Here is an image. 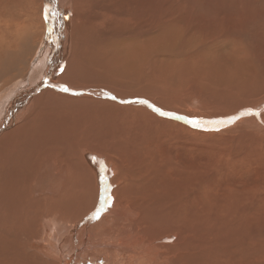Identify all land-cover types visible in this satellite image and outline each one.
Instances as JSON below:
<instances>
[{
	"label": "bare ground",
	"instance_id": "1",
	"mask_svg": "<svg viewBox=\"0 0 264 264\" xmlns=\"http://www.w3.org/2000/svg\"><path fill=\"white\" fill-rule=\"evenodd\" d=\"M175 1L184 12L167 13V0L43 1V54L0 105V264H264V228L251 222L261 203H247L264 181L239 180L230 161L204 174L209 161L179 144L186 133L211 137L250 124L244 142L257 134L264 150V51L246 38L264 16L232 29L224 21L251 12L255 0H228L229 12L210 0ZM21 7L27 20H16L34 21V4ZM3 16L0 103L28 48L23 28ZM225 63L226 73L216 71ZM148 89L157 102L143 98ZM183 90L192 96L181 105ZM207 103L222 111L208 116L225 117L193 118ZM45 105L70 115L47 118ZM229 149L236 161L239 148ZM245 230L254 232L225 242Z\"/></svg>",
	"mask_w": 264,
	"mask_h": 264
},
{
	"label": "rangeland",
	"instance_id": "2",
	"mask_svg": "<svg viewBox=\"0 0 264 264\" xmlns=\"http://www.w3.org/2000/svg\"><path fill=\"white\" fill-rule=\"evenodd\" d=\"M12 1H14V0H0V11H1V13H4L5 14V16H3V19H2V21H4V20H11V19H14L15 21V24L16 25H18L17 27L18 28H20V27H22L23 28V32H22V35H24V37L23 36H21V38L22 39H24V42H27V45H28V48L27 47H24L23 48V54H25V62H24V66L23 67H20V65H18V67L16 68V69H14L13 71H12V73L14 74V77H15V79H17V81L14 83V84H12L11 86H13V85H15V87L13 88L12 87V89L11 90H9V91H7V93L3 96V100L1 101V103H0V105H6L7 103H8V101H10V100H12L14 97H15V95H16V93L19 91V89L24 85V84H26L27 83V81H29V79H30V75H23L24 73V70L26 71L27 70V65L28 64H30L31 63V61H32V59L35 57V55L36 54H38V55H36V56H39V55H41V54H43V53H41V52H39L38 53V51H39V49L40 48H38V47H40L42 44L40 43V41L42 40V41H44V35L45 34H47V28H48V26H46V25H48V22H47V20H44L45 18L43 17V15H44V12H45V4H44V0H23V2L22 3H19L18 4V6L16 7L15 6V4H13L12 3ZM15 1H22V0H15ZM33 1V2H32ZM168 2H169V4L171 5V7L170 8H168L167 9V13H171V14H174V15H176L179 11L180 12H184V9H183V7H182V5L181 4H178L177 3V1H175V0H167ZM194 0H189V3H190V5H195V1L193 2ZM228 0H225V3L223 4L222 2H223V0H215V2H217L216 4H215V2H214V0H210V2H211V4H212V8H213V10L214 9H218V11H223V10H227V12H229V8H230V6L228 5L229 3H226ZM230 1V0H229ZM242 1V0H241ZM256 2H257V4H255V7H254V9H249L251 12H252V14H250L251 12H247V11H243V12H241V13H239V15L237 16V15H233V18H231V20L229 19L230 17H228V21H224V23L226 24H228L229 26H231V28L232 29H235L236 28V26H238V25H240L241 23H242V20H244V19H246L247 20V18H250V17H247V16H257V15H259V16H261V18H263L262 16H264V14L262 15V13L264 12V9L262 8V6L264 7V5H262V4H264V0H255ZM30 2V3H29ZM192 2V3H191ZM209 2V1H208ZM209 2V3H210ZM221 2V3H220ZM234 3H235V5H237L238 4V2H235V1H233ZM259 2V3H258ZM260 2H263L262 4L260 3ZM28 4V5H32V4H34V10H36L37 12H36V14H37V16L34 14V10L33 11H31L30 12V14L31 15H33V17H34V21H30V22H28V21H26V22H24V21H22V19L23 20H27L26 18H25V16H27V14H25V12H27L26 10H24V8L25 7H21V6H26V4ZM194 3V4H193ZM25 4V5H24ZM36 4V5H35ZM259 4V5H258ZM21 5V6H20ZM216 5H218V6H216ZM225 5V6H224ZM261 5V6H260ZM42 6H44V7H42ZM175 6V7H174ZM227 6V7H226ZM8 8H10V9H8ZM13 8V9H12ZM28 8H30V6L28 7ZM171 8H173L172 10H171ZM219 8H222L221 10L219 9ZM224 8H226V9H224ZM256 8V9H255ZM183 9V10H182ZM10 12H9V11ZM25 11L24 12V15L22 16V14H20L22 11ZM179 10V11H178ZM253 10H254V12H253ZM257 10V11H256ZM261 10H263V11H261ZM43 11V12H42ZM172 11V12H171ZM13 12H15V13H13ZM39 12V13H38ZM176 12V13H175ZM257 12V13H256ZM9 13L11 14V16L9 15ZM17 13H19V15H20V17L22 18V19H19L18 21L16 20V14ZM244 15H243V14ZM247 13V14H246ZM43 14V15H42ZM254 14V15H253ZM12 16H14L13 18H12ZM238 18H237V17ZM28 17V16H27ZM44 18V19H43ZM238 19V20H236V19ZM1 19V18H0ZM242 19V20H241ZM225 20H226V17H225ZM234 20V21H233ZM236 20V21H235ZM13 21V20H12ZM20 21H22V22H20ZM47 22V24H46V22ZM45 22V23H44ZM240 23V24H239ZM44 24H46V25H44ZM231 24V25H230ZM236 24H238V25H236ZM260 24V26H259V32H258V29L257 30H255V32L253 33V34H247L248 35V37H246L247 38V40L249 41V43L250 44H252L251 46L253 47V48H256V49H258L260 52H263L264 51V40L263 39H261V38H264V24H261V23H259ZM262 25V26H261ZM31 26V27H30ZM32 26H34V27H32ZM47 27V28H46ZM22 28H20V29H22ZM31 28V29H30ZM261 29H263V31H261ZM31 30V31H30ZM33 30V31H32ZM29 33V34H28ZM1 34V33H0ZM255 34V35H254ZM257 34V35H256ZM241 36H244V35H242L241 34ZM253 38H252V37ZM258 36V37H257ZM251 39H254L253 40V42H251ZM256 40V41H255ZM260 41V42H259ZM255 42V43H254ZM44 43V46H45V42H43ZM155 43H157V42H155ZM31 44V45H30ZM39 44H41L40 46H39ZM47 44V43H46ZM160 44H162V43H160ZM164 45V44H163ZM165 45H167V43L165 44ZM254 45V46H253ZM162 48H164V46L162 47ZM161 48V49H162ZM196 48V47H195ZM194 47H193V49H195ZM27 49V50H26ZM196 50H197V48H196ZM196 50H195V52H194V54H196ZM263 50V51H262ZM28 52V53H27ZM198 52V51H197ZM41 53V54H40ZM53 53V52H52ZM240 54H242V53H240ZM260 54V53H259ZM262 54V53H261ZM47 55V54H46ZM197 55V54H196ZM196 55H194L195 56V58H192L191 60H192V62H193V59H195L194 60V62L193 63H195V64H198L199 62H200V59H199V57H198V55H197V57H196ZM21 57H23V55H21ZM261 57H263L264 58V56H261ZM197 61H199V62H197ZM200 64V63H199ZM227 65H228V63H225V64H222V65H218V67L216 68V67H213V68H216V71H219L221 74H224V73H226L227 72ZM15 66H17V65H15ZM224 66H226V69H225V67ZM26 67V68H25ZM220 67H222V68H220ZM25 68V69H24ZM58 68L62 71L63 70V68H64V63L63 62H60V63H58ZM218 68H220V69H218ZM221 70V71H220ZM30 74H31V72H29ZM28 73V74H29ZM38 73H39V71H38ZM37 73V74H38ZM32 75V74H31ZM37 77V76H36ZM32 78H33V81H34V79H36L35 78V76H34V74L32 75ZM25 79H27V80H25ZM175 80H177V79H175ZM22 81V82H21ZM82 82H84V81H82ZM24 83V84H23ZM33 85V84H32ZM31 85V86H32ZM86 85H90V86H93L94 85V83H92V82H89V83H87L86 82ZM18 87H20V88H18ZM187 88V87H186ZM183 91H185V90H183ZM15 92V93H14ZM181 92V91H180ZM196 92H198V91H196ZM12 93L14 94V96L12 95ZM11 94V95H10ZM236 94H238V93H236ZM142 95H147V96H144L143 98H146L147 100H150V101H152L153 102V100L154 101H156L157 102V99L155 98V97H158V95L157 96H155V94H154V92L152 91V90H150L149 91V89L148 90H146V92H144V93H142ZM176 95H178L179 96V98H177L178 99V101H180L179 103L182 105V104H185V103H190L191 101H190V97L192 96L191 94H189V92H187V91H185V93H178V94H176ZM6 96V97H5ZM8 96V97H7ZM10 96V97H9ZM5 97V98H4ZM161 97V96H160ZM12 98V99H11ZM201 98H203V100L201 101V99H199V101H200V103L202 104V103H205L206 104V98L205 97H201ZM205 98V99H204ZM7 99V100H6ZM9 99V100H8ZM5 100H6V102H5ZM159 101H161V100H159ZM158 101V102H159ZM198 101V102H199ZM155 102V103H156ZM197 102V103H198ZM3 103V104H2ZM154 103V104H155ZM4 105V106H5ZM198 106H196V107H198L199 109H201L202 111H199L200 113H203V115H201V114H198L197 116H193V118H196V119H200V118H202V119H207V120H209V121H211V119H209V118H207V117H212V116H208V114H215V113H219V112H222V111H219L218 112V110L216 111V109L218 108L217 106H213V108L212 107H209L208 106V103H207V108H205V106H202V105H200V104H197ZM4 106H2L1 107V111H4ZM51 106V107H50ZM45 107V109H43L44 110V116L45 117H47L48 118V116H49V114L48 113H51V114H57V115H60L61 114V117L62 116H66V117H69V115H70V113H65V112H61V109H59L58 107H55V106H52V105H45L44 106ZM48 108H50V109H48ZM54 108V109H53ZM210 109H211V111H210ZM212 109H214V110H212ZM51 110V111H50ZM53 110V111H52ZM209 110V111H208ZM59 112H60V114H59ZM47 113V114H46ZM205 114V115H204ZM251 116H253V115H251ZM220 117H225V116H216V117H212V118H220ZM253 117H255V116H253ZM179 118H181V117H179ZM256 118V117H255ZM182 119V118H181ZM216 119V120H217ZM73 120V119H72ZM225 125V124H224ZM243 125V126H242ZM242 125H239L240 127H235V128H233L231 131L229 130V131H227L228 129H227V126H224L222 129H220V130H218V129H213V130H210L211 131V133L214 135V136H211V137H206V136H200L199 134L198 135H195V134H190V133H186V134H188V136H186V137H183L184 139H182L181 140V138L179 139V144H183V145H186V146H190V147H194V151H195V154H197L198 155V159H206V160H208L209 162H207L206 164L204 163V164H202V167L199 169V170H201L204 174H211L212 172H213V170L216 168V167H220V166H222V163H224L225 164V166H229V164L228 163H232V165H235L236 166V168L238 167V169L239 170H237V172H239L238 174H235V175H237V178L240 180H242V181H245V182H247L248 180L250 181L251 180V182H252V179L254 180V181H257L259 184H261L260 182H263L264 181V173H262V171L260 170L261 168L264 170V165H263V161L262 160H264V150H263V148L261 147V145L259 144V141L256 139L257 138V134H255V137H252L251 138V140L249 141V143H247V142H244L245 141V139H249L250 138V136H245L244 138H242V134H241V132H242V128L245 130V131H255V130H253V126L252 125H248L247 126V124L246 125H244V124H242ZM231 125H229L228 127H230ZM225 131H224V130ZM252 129V130H251ZM218 130V131H217ZM224 131L223 133L221 132V131ZM216 133H215V132ZM220 131V132H219ZM219 134V135H218ZM172 137H173V135H171ZM229 138H228V137ZM213 137V138H212ZM239 137V138H238ZM232 138V139H231ZM226 139V140H225ZM213 142H212V141ZM229 140V141H228ZM232 140V141H231ZM223 142V143H222ZM228 142V143H227ZM232 144H231V143ZM254 142H256V143H254ZM208 143V144H207ZM227 143V144H226ZM247 144V147L245 148L244 146H241V144L243 145V144ZM251 143V144H250ZM201 144V145H200ZM204 144V145H203ZM206 144V145H205ZM229 144V145H228ZM210 145V146H209ZM226 146V147H223V146ZM234 145V146H233ZM258 145V146H257ZM260 145V146H259ZM252 148H250V147ZM202 147V148H201ZM204 147H205V149H204ZM210 147H211V149H210ZM214 147V148H213ZM232 148V149H238V150H234L233 152H232V154L233 155H239V156H237V158H235L236 159V161L234 160V159H232V157L230 156L231 154L229 153V148ZM242 147V148H241ZM254 147H256V148H254ZM197 148V149H196ZM200 148V149H199ZM224 148V149H223ZM228 150H227V149ZM241 148V149H240ZM100 149V148H99ZM202 149V150H201ZM257 149L259 150V151H257ZM100 151H101V149H100ZM99 151V152H100ZM206 151V152H205ZM217 151H221V153H222V151H223V153L222 154H217L216 152ZM248 153V154H243V152L244 153H246V152ZM259 152H261V153H259ZM241 154H242V156H241ZM261 154H263V155H261ZM219 155V156H218ZM241 156V157H240ZM259 157V158H258ZM209 158V159H208ZM215 158H217V159H215ZM240 158V159H239ZM244 158V159H243ZM258 159H260V160H258ZM241 160H244L243 162H240ZM220 161V162H219ZM224 161V162H223ZM230 161V162H229ZM210 162H212V163H210ZM234 162H236V163H234ZM257 162H259V163H257ZM219 163V164H218ZM221 163V164H220ZM250 163H252V165L250 164ZM253 164H254V166H253ZM216 165V166H215ZM220 165V166H219ZM203 166H204V168H203ZM207 166V167H206ZM211 166H213V167H211ZM248 166V167H247ZM214 168V169H213ZM205 170H207V171H205ZM260 170V172L262 173H260L259 174V171ZM209 171H211V172H209ZM255 174V175H254ZM259 174V175H258ZM257 175H258V177H257ZM229 177H230V175H228ZM254 176H255V179H257V180H255L254 179ZM253 177V178H252ZM235 178H236V176H235ZM258 178H259V180H258ZM253 181V182H254ZM248 183V182H247ZM241 184V183H240ZM241 186L242 187H244V185L243 184H241ZM260 190V191H259ZM259 190H256V191H254V192H252V193H250V194H248V200H247V203L249 202V204H255V206L256 205H258V204H260L259 206V214H260V216H258V217H255V218H252L251 219V222L253 223V225L255 226V230L257 231V232H260V230L262 231V228H264V182L262 183V185H261V187L259 188ZM251 191V190H250ZM262 194V195H261ZM256 196V197H255ZM246 197H247V195H246ZM258 197H260V198H262V201H257V198ZM253 198V199H252ZM262 208V209H261ZM263 210V211H262ZM262 217V218H261ZM262 225V226H261ZM251 232H254L253 230H250V232H248V231H244L243 233H242V235L241 236H243V237H239V238H237V237H234V239L233 238H230V239H228V240H225V242H232V243H234L235 241H238V240H241V239H246V237L245 236H250L251 235ZM234 241V242H233ZM262 253H264V248H261L260 250H259V255H261ZM260 261H263L264 262V259L262 258V259H259Z\"/></svg>",
	"mask_w": 264,
	"mask_h": 264
}]
</instances>
